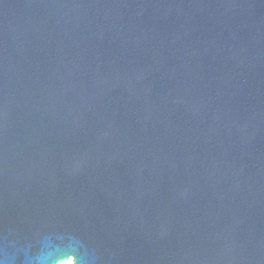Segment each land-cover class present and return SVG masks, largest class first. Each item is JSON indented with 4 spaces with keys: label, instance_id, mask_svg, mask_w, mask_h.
I'll return each mask as SVG.
<instances>
[{
    "label": "water",
    "instance_id": "water-1",
    "mask_svg": "<svg viewBox=\"0 0 264 264\" xmlns=\"http://www.w3.org/2000/svg\"><path fill=\"white\" fill-rule=\"evenodd\" d=\"M264 264V0H0V264Z\"/></svg>",
    "mask_w": 264,
    "mask_h": 264
},
{
    "label": "built area",
    "instance_id": "built-area-1",
    "mask_svg": "<svg viewBox=\"0 0 264 264\" xmlns=\"http://www.w3.org/2000/svg\"><path fill=\"white\" fill-rule=\"evenodd\" d=\"M64 264H72V263H71V260H69L67 263H64Z\"/></svg>",
    "mask_w": 264,
    "mask_h": 264
}]
</instances>
